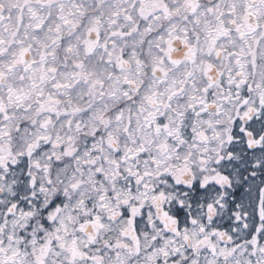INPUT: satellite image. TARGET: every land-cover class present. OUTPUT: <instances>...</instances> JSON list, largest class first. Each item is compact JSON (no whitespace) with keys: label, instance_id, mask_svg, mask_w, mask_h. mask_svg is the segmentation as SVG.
I'll return each mask as SVG.
<instances>
[{"label":"snow or ice","instance_id":"1","mask_svg":"<svg viewBox=\"0 0 264 264\" xmlns=\"http://www.w3.org/2000/svg\"><path fill=\"white\" fill-rule=\"evenodd\" d=\"M0 264H264V0H0Z\"/></svg>","mask_w":264,"mask_h":264}]
</instances>
